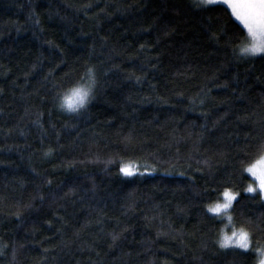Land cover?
I'll return each mask as SVG.
<instances>
[{"label": "trees", "instance_id": "obj_1", "mask_svg": "<svg viewBox=\"0 0 264 264\" xmlns=\"http://www.w3.org/2000/svg\"><path fill=\"white\" fill-rule=\"evenodd\" d=\"M248 41L222 3L0 0V264H258L264 199L242 169L264 152V52ZM224 188L250 249L220 243L207 206Z\"/></svg>", "mask_w": 264, "mask_h": 264}, {"label": "snow or ice", "instance_id": "obj_2", "mask_svg": "<svg viewBox=\"0 0 264 264\" xmlns=\"http://www.w3.org/2000/svg\"><path fill=\"white\" fill-rule=\"evenodd\" d=\"M203 4H211L213 0H201ZM225 3L231 8V14L236 16L247 29V35L250 37V42L240 47V51L243 53H258L264 52V0H225ZM89 88H75L71 95L64 97L68 106L78 107L86 102ZM120 170L126 174H132L139 171L130 164H121ZM149 169H145L148 171ZM243 171L250 172L257 180L260 194H264V152H261L259 157L253 160L251 163L245 165ZM247 191H254L253 184H249ZM224 197L223 202H216L214 205H208L207 207L213 213H220L221 210L227 211L231 206L237 193L231 191L229 188H224L222 192ZM222 245L234 244L239 245L241 248L248 249L250 245V234L248 229L241 227L234 229L231 234H224L220 240ZM257 252H262L261 249H256ZM264 255V252H262ZM260 264H264V259Z\"/></svg>", "mask_w": 264, "mask_h": 264}, {"label": "rangeland", "instance_id": "obj_3", "mask_svg": "<svg viewBox=\"0 0 264 264\" xmlns=\"http://www.w3.org/2000/svg\"><path fill=\"white\" fill-rule=\"evenodd\" d=\"M213 3H222V4H225V5H227L226 3H225V0H213ZM212 4V3H211ZM228 6V5H227ZM229 7V6H228ZM230 8V7H229ZM230 10H231V8H230ZM242 25H243V23L236 17V16H234ZM243 27L245 28V26L243 25ZM246 29V28H245ZM246 31H247V29H246ZM249 37V36H248ZM250 42V37H249V41H248V43ZM260 53H262V52H258V53H255V54H260ZM247 55H254V54H252V53H248ZM89 83H84V84H82V85H80V86H78V87H76V88H81V89H84V88H89ZM75 89V88H74ZM90 91H91V87H90V90H89V93H88V96H89V94H90ZM72 92H73V89L67 94V95H71L72 94ZM66 95V96H67ZM88 96H87V98H88ZM87 98H86V100H87ZM82 105H80V106H78V107H69L68 106V104H67V102L65 101V99H64V97H63V99L61 100V107H62V109L63 110H65V111H68V112H71V111H75V110H77L78 108H80ZM126 164H130L131 166H134V167H136L137 169H143L144 168V166H141V165H139V164H135V163H126ZM248 174H249V176L251 177V179H252V184L254 185V187H255V190L254 191H250V192H258L259 194H260V190H259V187H258V182H257V180H256V178L250 173V172H248ZM261 196H262V198L264 199V194H260ZM235 199V198H234ZM223 200H224V197L223 196H221V198H220V200L218 201V202H223ZM234 201V200H233ZM233 203V202H232ZM214 205V204H213ZM211 213H213V212H211ZM213 214H215L217 217H219L220 219H221V221L223 222L222 223V233H221V236H220V240L223 238V235L224 234H231V232L234 230V229H239V228H237V227H235V225H234V223H233V219H232V216H231V207L227 210V211H225V210H221V212L220 213H213ZM224 247H227V248H229V247H233V248H239V249H244V248H241L239 245H234V244H228V245H223ZM251 246H252V244H251V239H250V245H249V248L248 249H250L251 248ZM244 250H247V249H244ZM262 250V252H264V248H262L261 249ZM262 252H258V254H259V261H258V264H260V262H261V260L262 259H264V255H262Z\"/></svg>", "mask_w": 264, "mask_h": 264}]
</instances>
